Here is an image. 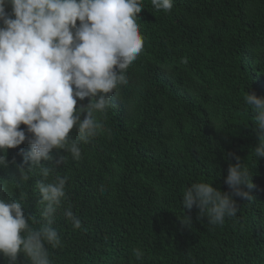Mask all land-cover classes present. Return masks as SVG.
Listing matches in <instances>:
<instances>
[{
  "label": "trees",
  "instance_id": "1",
  "mask_svg": "<svg viewBox=\"0 0 264 264\" xmlns=\"http://www.w3.org/2000/svg\"><path fill=\"white\" fill-rule=\"evenodd\" d=\"M142 7L143 51L106 113H94L103 129L80 143V160L53 149L41 162L51 168L45 182L68 178L52 225L62 246H48L52 264H264V157H254L256 114L244 99L264 97V0H173L169 13L151 0ZM88 102L77 99V108ZM70 136H78L75 126ZM29 151L27 140L7 150L0 198L22 203L38 229L44 205L36 182L44 178L39 168L27 171ZM229 154L251 170L253 199L233 197L237 215L214 226L195 206L183 209L182 196L198 182L229 191L224 181L236 163ZM69 207L80 229L65 217ZM0 264H7L2 254Z\"/></svg>",
  "mask_w": 264,
  "mask_h": 264
},
{
  "label": "clouds",
  "instance_id": "2",
  "mask_svg": "<svg viewBox=\"0 0 264 264\" xmlns=\"http://www.w3.org/2000/svg\"><path fill=\"white\" fill-rule=\"evenodd\" d=\"M151 4L165 13L173 8V0H151ZM8 5L11 13L6 11ZM142 8V0H0V167L8 166L7 150L27 140L26 159L31 161L27 171L39 168L44 178L36 182L38 203L44 205V223L38 229L25 218L22 203L0 198V254L7 264H52L48 246H62L52 225L66 196L68 178L56 175L45 182L51 168L41 162L52 159L53 149L80 160V143H88L103 129L94 113H106L111 94L128 84L127 70L143 51L137 16ZM85 98L87 105L77 108V99ZM244 99L256 114L258 144L253 154L257 159L264 157V97L247 92ZM81 113H86L83 120ZM22 124L26 129L20 128ZM74 126L76 138L70 136ZM229 156L236 161L229 164L224 181L229 191L198 182L186 187L182 196L183 209L195 206L199 216L214 226L237 215L233 197L253 199L251 170L239 156ZM65 159L61 156L56 163L64 164ZM20 172V179L27 181L25 169ZM64 215L74 229L81 228L71 207ZM133 252L137 261L143 259L139 248ZM19 254L23 262L18 261Z\"/></svg>",
  "mask_w": 264,
  "mask_h": 264
}]
</instances>
